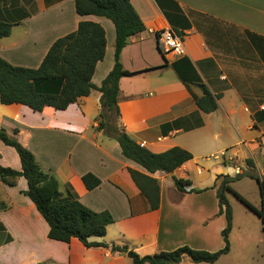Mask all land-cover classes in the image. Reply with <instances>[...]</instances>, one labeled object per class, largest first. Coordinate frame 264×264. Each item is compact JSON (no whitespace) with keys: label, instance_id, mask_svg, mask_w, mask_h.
Listing matches in <instances>:
<instances>
[{"label":"crops","instance_id":"crops-1","mask_svg":"<svg viewBox=\"0 0 264 264\" xmlns=\"http://www.w3.org/2000/svg\"><path fill=\"white\" fill-rule=\"evenodd\" d=\"M131 4L144 30L132 36L119 55L128 75L118 82L117 124L153 154L180 148L192 159L172 174H149L125 158L119 145L97 130V91L63 111L44 107L33 112L18 104H0V130L14 136L58 181L62 197L70 196L96 213L107 211L113 219L102 238L89 239L105 247L86 248L77 239L50 240L48 225L22 194L26 181L19 178L14 187L0 181V264H131L112 247H127L140 257L184 246L213 253L224 246L225 217L219 213L216 184L218 176H231L223 168L231 172L232 167L234 176L248 169V175L262 181L264 0ZM80 22L104 30V58L91 78L98 88L114 65V27L104 18L77 15L74 0H0V23L11 26L10 34L0 39V58L36 69L51 45L75 32ZM167 27L182 38L184 56L173 58L156 46L154 32ZM203 89L216 100L214 112L196 106ZM248 159L253 168L246 165ZM0 167L21 168L16 152L1 142ZM128 170L157 180V210H149ZM88 173L100 181L91 191L81 181ZM174 178L190 182L187 193L175 188ZM230 254L229 247L218 260ZM178 264L195 263L182 256Z\"/></svg>","mask_w":264,"mask_h":264},{"label":"trees","instance_id":"trees-1","mask_svg":"<svg viewBox=\"0 0 264 264\" xmlns=\"http://www.w3.org/2000/svg\"><path fill=\"white\" fill-rule=\"evenodd\" d=\"M74 6L77 15L104 18L114 27V65L100 87L92 85L91 78L96 64L104 58L106 44L104 30L96 23L80 22L75 32L57 39L51 45L36 69L12 66L0 58V104H18L33 112H41L44 107L63 111L79 99L88 97L92 91H97L101 94L97 130L114 140L119 145L122 155L138 164L147 173L172 174L192 159L189 152L172 148L160 154H153L136 144L117 124L118 82L120 78L128 75L122 70L119 55L128 40L144 30L131 0H74ZM10 28L9 24L0 23V39L10 34ZM203 92V96L195 101L196 106L204 113L214 112L216 100L207 90L203 89ZM0 142L16 152L21 166L20 171L0 167V181L8 187H14L19 178L26 181L27 189L22 194L33 203L48 225L50 240L69 243L71 239H77L86 248L106 246L103 243L90 242L89 239L102 238L105 235L106 227L113 222L107 211L96 213L70 196L62 197L58 181L52 175L45 173L37 164L33 154L14 136L7 135L4 130H0ZM245 163L253 168L251 160L248 159ZM128 172L134 185L146 200L149 210H157L160 203L157 180L134 170ZM242 176L243 174H238L234 178L217 177L216 197L219 213L225 217V227L221 232L224 246L221 250L210 253L184 246L172 252H161L144 257L138 256L127 247H112V250L126 254L131 259V264H178L182 256L188 257L195 264H215L221 256L228 253L230 247L228 236L232 229V211L225 197L226 192L232 194L264 222V181H260L252 174L247 175L259 186L262 209L257 210L230 187L231 183ZM81 181L87 191L100 185V181L89 173L85 174ZM173 181L180 193H187L185 188L190 186L189 181L175 178Z\"/></svg>","mask_w":264,"mask_h":264},{"label":"rangeland","instance_id":"rangeland-1","mask_svg":"<svg viewBox=\"0 0 264 264\" xmlns=\"http://www.w3.org/2000/svg\"><path fill=\"white\" fill-rule=\"evenodd\" d=\"M227 170V168H223V172L229 173L234 178L233 168L231 167V172ZM245 172H239V175L243 174L242 178L230 185L252 206L261 210L262 197L259 186L256 181L247 176L248 169L247 171L245 169ZM262 181H264V176ZM225 197L230 205L233 218L232 230L228 238L231 254L223 260H218L217 264H264V222L232 194L226 192Z\"/></svg>","mask_w":264,"mask_h":264},{"label":"built area","instance_id":"built-area-1","mask_svg":"<svg viewBox=\"0 0 264 264\" xmlns=\"http://www.w3.org/2000/svg\"><path fill=\"white\" fill-rule=\"evenodd\" d=\"M154 41L158 49L165 55L173 58L185 55L182 38L169 27L155 31ZM261 108L264 110V105Z\"/></svg>","mask_w":264,"mask_h":264}]
</instances>
